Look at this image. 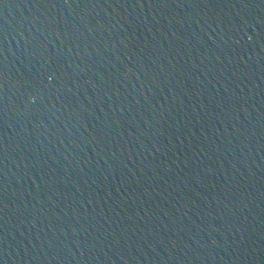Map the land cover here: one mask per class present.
I'll return each mask as SVG.
<instances>
[{
    "label": "water",
    "instance_id": "95a60500",
    "mask_svg": "<svg viewBox=\"0 0 264 264\" xmlns=\"http://www.w3.org/2000/svg\"><path fill=\"white\" fill-rule=\"evenodd\" d=\"M0 264H264V0H0Z\"/></svg>",
    "mask_w": 264,
    "mask_h": 264
}]
</instances>
